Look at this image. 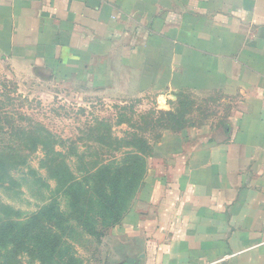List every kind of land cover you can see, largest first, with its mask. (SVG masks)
I'll use <instances>...</instances> for the list:
<instances>
[{
    "label": "crops",
    "instance_id": "crops-1",
    "mask_svg": "<svg viewBox=\"0 0 264 264\" xmlns=\"http://www.w3.org/2000/svg\"><path fill=\"white\" fill-rule=\"evenodd\" d=\"M0 57L158 106L222 97L147 158L120 263L264 264V0H0Z\"/></svg>",
    "mask_w": 264,
    "mask_h": 264
},
{
    "label": "rangeland",
    "instance_id": "rangeland-1",
    "mask_svg": "<svg viewBox=\"0 0 264 264\" xmlns=\"http://www.w3.org/2000/svg\"><path fill=\"white\" fill-rule=\"evenodd\" d=\"M4 59L0 57V144H17L22 135L15 133V128L39 126L44 134L50 133L55 150L48 156L40 148L23 152L28 158L26 165L12 173L17 184L10 189L0 185V201L11 205L21 216L30 215L52 198L66 210L65 198L43 163L46 157L65 159L72 169L79 160L120 159L123 150L110 142L127 139V133L133 131L150 139L154 144L152 153L157 155L169 151L167 138L181 131L165 129V120L159 121L161 111L179 109L177 98L158 106L149 96L121 98L103 94L85 82L47 78V74L7 64ZM182 98L187 103L183 107L186 127L206 124L213 128L227 115L228 106L220 96L184 94ZM149 119L157 122L141 133L139 128ZM132 203L133 200L129 206ZM119 224L109 228L98 241L82 237L79 232L73 248L80 260L73 264H121L124 257L118 250V237L123 230ZM15 264L46 263L25 253L17 257Z\"/></svg>",
    "mask_w": 264,
    "mask_h": 264
},
{
    "label": "trees",
    "instance_id": "trees-1",
    "mask_svg": "<svg viewBox=\"0 0 264 264\" xmlns=\"http://www.w3.org/2000/svg\"><path fill=\"white\" fill-rule=\"evenodd\" d=\"M183 96L177 95L179 109L160 112L159 121L165 120V129L178 131L186 127L183 107L187 103ZM157 119L144 121V126L139 128L141 133L153 128ZM14 130L22 135L17 144H0V185L7 189L17 184L12 173L28 161L23 152L40 148L47 156L55 153L54 141L50 133H43V127ZM127 134V139L110 142L123 150L120 159L79 160L74 169L65 159L43 160L65 198L66 210L52 198L30 215L21 216L11 205L0 201V264H15L17 257L25 253L46 264H73L80 260L73 248L79 232L82 237L98 241L120 222L143 183L147 158L153 152L150 139L137 131Z\"/></svg>",
    "mask_w": 264,
    "mask_h": 264
},
{
    "label": "water",
    "instance_id": "water-1",
    "mask_svg": "<svg viewBox=\"0 0 264 264\" xmlns=\"http://www.w3.org/2000/svg\"><path fill=\"white\" fill-rule=\"evenodd\" d=\"M134 261V259L133 258H129V262H133Z\"/></svg>",
    "mask_w": 264,
    "mask_h": 264
}]
</instances>
